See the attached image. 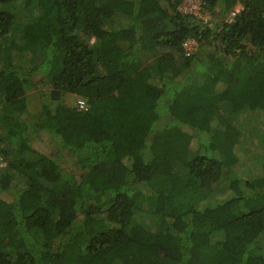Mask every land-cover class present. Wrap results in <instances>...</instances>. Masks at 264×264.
I'll return each mask as SVG.
<instances>
[{
	"label": "trees",
	"instance_id": "trees-1",
	"mask_svg": "<svg viewBox=\"0 0 264 264\" xmlns=\"http://www.w3.org/2000/svg\"><path fill=\"white\" fill-rule=\"evenodd\" d=\"M183 2L0 0V264H264V0Z\"/></svg>",
	"mask_w": 264,
	"mask_h": 264
},
{
	"label": "rangeland",
	"instance_id": "rangeland-1",
	"mask_svg": "<svg viewBox=\"0 0 264 264\" xmlns=\"http://www.w3.org/2000/svg\"><path fill=\"white\" fill-rule=\"evenodd\" d=\"M108 1V0H105ZM14 9V5L10 4V5H0V11H13ZM180 10H182V12L184 13H191L196 15L199 18L204 19V21H207L208 19H210V15L207 12H203L202 11V7H201V0H184L183 4L180 7ZM242 10V6L238 5L235 10L233 11V13L231 14V17L233 15H236L237 13H239ZM229 17V19L231 18ZM15 36V41L17 42L18 45H20L21 47H25V43L24 41L21 39L20 34H19V30L17 29ZM186 50L188 51V53L192 52L195 47L196 44L194 41H188L185 44ZM27 49V48H26ZM29 50V56L32 59V62L35 65H38L42 62L44 55H45V47L39 45L36 46L32 49H28ZM141 58L144 61V63L146 64H152L155 62V58L156 56L153 55L150 52H144L141 54ZM196 78H201V74H195ZM51 89V85L49 82L48 78H45L43 85L35 92L31 93L29 96V105H30V109L32 111L36 110L39 106V97H38V93L39 92H45L47 90ZM38 92V93H37ZM65 102L67 104V106L69 107H74V108H80V109H88L89 103H88V98L82 96V95H78V94H66L65 96ZM230 113L228 112V108L227 106L224 104L219 112L218 115V119L221 123L226 124L228 122V118H229ZM257 144V135H256V131H251L248 133V131H246V133L244 135H242L239 139V144L236 147V150L239 153H246L249 152L251 150H253L255 148ZM199 149V144L197 140H193V142L190 145V150H189V157L191 158L192 156H194L197 151ZM184 172V171H182ZM240 173V171H239ZM229 177H232V174L227 173L226 179L221 180L215 187L217 190L219 191H225L228 187L229 184ZM136 221L141 223L142 225H144L147 229L150 230H158L159 226H160V220L157 219L156 217L152 216V215H138V217H136Z\"/></svg>",
	"mask_w": 264,
	"mask_h": 264
},
{
	"label": "built area",
	"instance_id": "built-area-1",
	"mask_svg": "<svg viewBox=\"0 0 264 264\" xmlns=\"http://www.w3.org/2000/svg\"><path fill=\"white\" fill-rule=\"evenodd\" d=\"M235 15H233L229 21L232 22L233 21V18H234ZM4 167V163L1 162V159H0V168Z\"/></svg>",
	"mask_w": 264,
	"mask_h": 264
}]
</instances>
